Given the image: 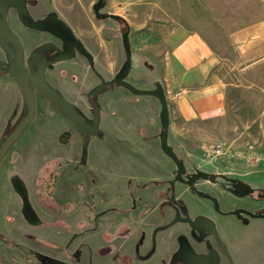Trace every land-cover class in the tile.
Instances as JSON below:
<instances>
[{"label":"rangeland","instance_id":"rangeland-1","mask_svg":"<svg viewBox=\"0 0 264 264\" xmlns=\"http://www.w3.org/2000/svg\"><path fill=\"white\" fill-rule=\"evenodd\" d=\"M78 1H85L86 11L97 28H100L98 34L102 39L109 37L110 29H116L115 35L120 40L123 34H127L128 42L137 41L138 51L148 50L155 57H158V53L161 57H171L173 50L179 48H190V52L194 53L198 40L207 43L212 51L211 56L194 67L197 68L199 83L215 81L220 85L224 104L222 114L209 121L182 122L176 117L174 122L169 121L168 126L164 127L161 110L162 125H158L159 132L155 133L158 139L150 140L147 134L141 137L140 142H134L141 146L142 154L147 158H156L162 153L170 160L173 157L162 146V133L165 132V139L176 160L188 166L183 176L196 177L206 183L208 190L216 191L214 196H220L222 200V203L217 204L221 211L234 217L244 210L247 214L264 218V198L259 196V192L264 190V0H103L99 13L102 16L108 14L109 17L121 15V23L126 21L127 29L121 23L119 26L116 19L109 20V17L99 18L96 15L95 8L100 0ZM20 6L25 21L33 23L34 18L24 4L20 3ZM5 10L9 18L14 15L11 13L12 8L7 7ZM59 14L56 9L49 12L52 16ZM52 24L49 23L48 26ZM0 54L3 55L1 51ZM3 60L5 66L9 67L8 59ZM206 65L210 72L207 75L202 72ZM5 75L0 67V146L20 125L29 110L28 102L16 81L11 80L8 86L3 77ZM204 79L206 80L202 81ZM37 96L39 97V93ZM38 105L36 101V113ZM51 122L52 120L41 122L42 129H48ZM32 125L27 127L0 163V207L3 212L7 210L8 214L3 215L4 226H0V230L11 240V243L0 241V264H94V253L96 248L103 246V236L94 237L88 232L83 236L73 237L75 233L86 232L81 230L89 222L87 217H96L102 212L100 210L104 201L94 203L90 200L92 204L89 200H84L82 195L67 202L56 198V185L52 184H56L59 173L57 170L65 165L64 156L54 149L55 143L47 145L46 154L43 150L40 152V132ZM79 128L83 136H89L90 128L83 127L82 124ZM182 132L184 137L180 134ZM167 133L174 138L167 136ZM68 138L70 141L71 134ZM124 139L113 135L109 140L105 139L106 144H112V150L104 154L105 160L97 162L96 176L107 180H133L131 185L138 183L139 192V187L145 184L141 178L150 175L149 165L145 160L137 163L135 159H131V156L138 158V152L129 153V143H124ZM20 142L23 150L19 153L13 147ZM68 142L61 140L62 144ZM76 143L77 140L73 139L72 146ZM118 143L121 145H117ZM87 147L84 144L83 161L87 159ZM27 151L39 159L40 163H46L51 155L57 156L56 160L48 161L38 173L36 197L28 187L31 204L43 220L42 225L26 221L21 211L22 200L11 181L13 175L23 174L33 186L35 179L29 176L27 170L36 166V162H28L29 159L24 154ZM68 163L71 162H66V165ZM202 173H206L207 178ZM84 174L89 175L85 171L79 174V188L85 185ZM86 188L83 187L84 190ZM227 194H232V197ZM71 198H75V194ZM76 205L83 207L82 211L66 218L64 214ZM15 219L20 223L22 221L28 231L14 225ZM259 223H263V226L235 227L233 244L238 248L241 259H255L259 260L253 261L255 264H264V254L259 259L256 249L249 252L246 249L240 250L248 241L264 244V221ZM13 225L17 231L13 230ZM221 243L218 242L220 248L226 251L225 245ZM206 245L214 246L211 239ZM227 260L223 263L221 260V264H232L228 257ZM110 263L112 261L106 259L98 262Z\"/></svg>","mask_w":264,"mask_h":264},{"label":"crops","instance_id":"crops-1","mask_svg":"<svg viewBox=\"0 0 264 264\" xmlns=\"http://www.w3.org/2000/svg\"><path fill=\"white\" fill-rule=\"evenodd\" d=\"M84 4L85 1L78 0H30L28 9L34 18L58 10L61 14L59 16L87 44L88 52L93 57L91 64L76 57L51 70L49 78L55 79L57 90L71 102L84 123L83 127L90 128L91 132L89 136H83L78 121L66 117L41 95L37 98L39 107L34 116L35 121L33 119L37 124L32 121L30 125L34 124V129L40 132V152L43 150L46 154L47 145L55 143L54 149L63 153L65 165L56 169L59 172L55 184L56 198L67 202L82 195L84 200H92L94 203L104 201L100 210L103 214L87 217L89 222L81 230L86 232L80 231L78 234L80 237L91 232L94 237L103 236V246L96 248L94 253V264L105 259L112 261L110 264H221V260L222 263L228 261L227 257L232 264H255L253 261L259 260L247 261L238 256V248L233 244V229L240 226L262 227L263 223L259 222L264 221V218L247 214L244 210L234 217L221 211L217 204L222 203V200L220 196H214L216 191L208 190L206 183L196 177L183 176L188 169L187 164L178 162L176 158L168 160L162 153L156 158L144 156L141 146L134 140L140 142L141 137L147 134L150 140L158 139L155 133L159 132L158 125H162L160 111L163 105L154 94L138 93L115 83L117 78L124 77L137 89L160 90L167 100L170 123L176 117L182 122L214 119L223 111V91L215 81L199 83L197 68L194 67L211 56L212 51L207 43L198 40L195 49L198 53H191L190 48H179L173 50L171 57H161L159 53L155 57L148 50L138 51L137 41L128 42L127 34H123L120 40L115 35L116 29H110L109 37L102 39L98 34L100 28L89 17ZM114 16L120 20L121 26V15ZM121 24L125 29L128 28L126 21ZM14 26L26 41L27 51H30L35 42L30 39L29 31L20 24L15 23ZM202 72L206 75L210 73L208 65ZM3 77L10 86L12 78L9 75ZM102 82H107V85L97 92ZM49 120L52 122L48 129L43 130L41 122ZM66 131L71 132V138L68 143L62 144L60 138ZM180 134L185 136L184 132ZM111 135L124 137V143H129L128 152H138L140 158L131 156V159L137 163L145 160L149 165L150 175L141 178L145 184L139 187V192L138 183L131 185L133 180H107L96 176L97 162L105 160L104 154L112 150V144L109 143V146L105 143V139L109 140ZM73 139L77 140L74 146ZM84 144L88 146L85 161L82 160ZM21 145V142L18 143L13 150L22 152ZM24 154L30 164L32 160L36 162L37 167H32L36 170H27L29 176L35 179L33 186L23 174L19 176L36 197L38 173L48 161L56 160L57 156L51 155L46 163H40L28 151ZM68 161L71 163L66 165ZM83 171L89 175L84 174L85 185L79 188V174ZM83 187H87L86 190ZM72 194H75V198H71ZM228 197H232V194ZM81 208L76 205L64 216L76 215L82 211ZM6 214L7 210L3 212L0 207L2 227V217ZM14 222V225L26 230L22 221L20 223L15 219ZM14 225L12 228L16 230ZM209 239L214 246L206 245ZM218 242L225 245L226 251L220 248ZM243 249L248 252L256 249L259 259L264 254V244H256L254 241L242 245L240 250Z\"/></svg>","mask_w":264,"mask_h":264},{"label":"flooded vegetation","instance_id":"flooded-vegetation-1","mask_svg":"<svg viewBox=\"0 0 264 264\" xmlns=\"http://www.w3.org/2000/svg\"><path fill=\"white\" fill-rule=\"evenodd\" d=\"M20 3L24 4L26 10L32 16L31 10L28 9V6H29L28 4H30V0H0V37L8 45V47H4V45L0 41V51L3 53V55L0 54V62H1L0 67L1 69H3L6 75H9L13 81L15 80L10 70L17 71V60H18V55H19V47H18V44L14 40H12L15 37L10 38V36L8 35L7 31H11L16 36L18 43L21 44L23 59H24L27 69L33 74H35L37 77L44 79L47 84H49L54 90L60 93L54 84L55 79L51 80V78H49V72L53 70L54 68H57L58 65L65 63V62L72 61L76 57L82 58L84 59L85 62H88L89 64H91L93 57L88 52L87 44L76 34V32L71 27V25L67 23L64 19H62L59 15L52 16V15H49V12H48L47 14L39 18H34L32 16L34 18L35 23L43 21L40 26L32 27L30 26L32 24L31 22L27 23L25 21V18L23 16L24 15L23 10L20 6ZM102 4H103V0H100L97 7L95 8V13L99 18L101 17L108 18L109 16L105 17L104 15L102 16L99 13L102 7ZM7 7L12 8L11 13L14 14L10 18L8 17V14L5 10ZM111 18L120 21L116 16H113ZM15 23L20 24L24 28H26V30H28L30 33V39L35 42V46L30 51H27L26 49L27 43L22 37V35L16 30L14 26ZM49 23H53V24L51 26H48ZM4 57L8 59L7 63L10 64L9 67L5 66L4 60H3L5 59ZM104 83L105 82H102L101 84H99L98 88L100 87L101 89L105 88L106 86H104ZM31 86L35 93L36 101L38 98L37 96L38 93H39V96L41 95L45 99L49 100L32 83H31ZM60 95L63 96V94L61 93ZM64 98L67 99L66 97ZM71 120H74L76 122L78 121V123L80 124H84L83 121L78 116V114ZM66 132H70V131H66ZM173 159L175 158L173 157ZM21 181H22L21 179H18V178L15 179L14 188L22 200L21 211L24 215V218L26 219V221H28L31 224V221H32L31 203L28 201L24 193L25 192V186L23 185L24 182L23 181L21 182ZM22 193H24L25 196ZM261 198H264V197H261ZM100 213L103 214L102 212ZM97 216H100V215L98 214ZM42 224H43V220H42ZM75 235L78 236V233H75Z\"/></svg>","mask_w":264,"mask_h":264},{"label":"water","instance_id":"water-1","mask_svg":"<svg viewBox=\"0 0 264 264\" xmlns=\"http://www.w3.org/2000/svg\"><path fill=\"white\" fill-rule=\"evenodd\" d=\"M105 17H108V14H106ZM42 22L43 21L32 23L30 26L38 27V26L41 25ZM7 33L10 36V38L11 37H15L12 40H14L18 44V47H19V55H18V60H17V71L10 70V72H11L12 76L14 77V79L16 80V82L18 83V85L20 86L22 92L24 93V95H25V97L27 99V102H28V105H29V111H28L27 116L20 123V125L15 129V131L0 146V163L2 162V160L6 156V154L8 153L10 148L12 147V145L14 143H16V141L20 138L22 133L27 129V127L30 125V123L34 119V116H35V113H36V99H35V93H34V91L32 89L31 83L41 93H43L68 118L72 119V118H74L77 115L75 109L72 107L71 103L67 99H65L62 95H60V93H58L49 84H47L44 79H42L40 77H37L35 74H33L32 72H30L27 69V67L25 65V62H24V59H23V53H22L21 44L18 43V40H17V38H16V36L14 35L13 32L7 31ZM0 41L2 42L4 47H8L7 43H5V41H3L1 39V37H0ZM115 83H117L119 85H123V86L129 87V88L137 91L138 93H144V94L145 93H151V94L156 95L160 99V101H161V103L163 105L164 127L168 126L169 111H168L167 100H166L164 94L160 90H140V89H137L131 83L126 81L124 79V77L117 78L115 80ZM104 85H107V82H105ZM100 88L97 89V92L100 90ZM162 141H163L162 146H163L164 151L166 153H168L169 155H171L172 157L176 158L174 152L169 147V145H168V143H167V141L165 139V132L162 133ZM202 176L207 178V174L206 173H202ZM17 178L22 180V178L18 174H15V175H13L11 177V181H12L14 187H15V179H17ZM23 185L25 186V192L24 193H25L28 201L31 203L30 195L28 193V189L26 188V184L23 183ZM24 193H22V194L24 195ZM259 196L260 197H264V190L259 194ZM31 209H32L31 210V213H32L31 214L32 215L31 224H33V225H41L42 224V220L40 219V216L38 215L37 211L34 209L32 204H31ZM99 215H101V213H99ZM75 236L73 238H75Z\"/></svg>","mask_w":264,"mask_h":264},{"label":"trees","instance_id":"trees-1","mask_svg":"<svg viewBox=\"0 0 264 264\" xmlns=\"http://www.w3.org/2000/svg\"><path fill=\"white\" fill-rule=\"evenodd\" d=\"M69 134H70V132H66V133L62 134V136L60 138V141L61 140H66L68 142V140H69V138H68ZM52 185L54 186L55 183H53ZM260 193L261 192H259V194ZM0 241L7 242V243L10 242L11 243L10 238L4 232H2V231H0Z\"/></svg>","mask_w":264,"mask_h":264}]
</instances>
